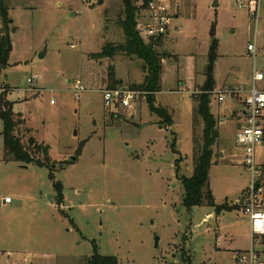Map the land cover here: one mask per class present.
<instances>
[{"label":"rangeland","instance_id":"obj_1","mask_svg":"<svg viewBox=\"0 0 264 264\" xmlns=\"http://www.w3.org/2000/svg\"><path fill=\"white\" fill-rule=\"evenodd\" d=\"M247 1H181L155 49L164 59L153 107L166 109L168 125L146 101L115 113L103 107L109 67L116 86L128 90L139 91L130 88L145 76L136 58L90 57L106 43L123 44L121 0H0L8 15L6 24L0 17V38L11 44L0 88L23 119L16 135L47 147L49 158L47 167L5 162L0 136V201H12L0 203V264H84L94 252L118 264H236L251 245L264 261V237L252 241L240 208L250 174L235 145L241 122L232 113L241 107L227 94L237 92L242 102L253 69L264 76V0H256L257 20ZM213 39L214 93H224L221 103L210 97L215 206L188 210L181 178L193 174V140L202 144L193 96L206 82ZM76 81L84 89L78 98ZM255 160L264 169V137ZM222 206L230 210L216 215Z\"/></svg>","mask_w":264,"mask_h":264},{"label":"trees","instance_id":"obj_2","mask_svg":"<svg viewBox=\"0 0 264 264\" xmlns=\"http://www.w3.org/2000/svg\"><path fill=\"white\" fill-rule=\"evenodd\" d=\"M121 3L124 18L119 21V26L123 33V44L114 46L106 43L99 53L92 54L90 57L103 60L112 59L115 55L122 54L141 61L142 71L145 73L144 80L138 87L133 86L130 89L144 92L149 110L161 117L169 125L171 116L166 112V109L153 107L155 95L160 91L161 62L164 59V54L158 53L153 47L146 45L138 34L136 19L142 8L141 5L137 7L134 5L138 3V0H121ZM7 16V8L0 2V17L3 19L4 24L8 23ZM211 36H214L213 28ZM157 45H160V40L157 42ZM10 51L11 44L9 37L2 36L0 38V70L5 68ZM216 58V41L213 39L208 54L209 64L207 66L206 82L199 89V92L193 96L196 103L194 111L195 119L201 120L203 123L202 144L199 146L197 140H193V174L189 178H181L183 188L182 205L188 210L193 207L203 206L204 204L210 207L215 206L209 187V170L212 166L214 155L212 152L214 143L212 136L216 125L215 119L210 112V97L215 87L211 72ZM106 82L109 89L118 87L116 85L119 81L115 79L113 67L108 68ZM5 93L0 88V121L2 125L0 136L3 139L4 161H14L24 165L33 163L38 166L47 167L49 164L48 148L38 145L32 137L27 140V145H24L16 135L18 127L23 123V119L13 112V102L7 100ZM41 152L44 156L42 160L39 157V153ZM49 177L53 181L54 176L51 171H49ZM54 188L57 192V202L60 203L62 201L61 185L57 183ZM229 210L227 206L215 208L216 215L222 211ZM84 264H118V262L114 257L101 256L94 252ZM179 264L191 263L187 261Z\"/></svg>","mask_w":264,"mask_h":264},{"label":"built area","instance_id":"obj_3","mask_svg":"<svg viewBox=\"0 0 264 264\" xmlns=\"http://www.w3.org/2000/svg\"><path fill=\"white\" fill-rule=\"evenodd\" d=\"M182 0H138V6H142L136 19V29L142 41L156 49L157 42L167 37L171 21L177 17V10ZM242 3V0H237ZM241 5H239L240 7ZM248 11L258 19V4L256 0L247 1ZM248 51L253 52L254 46L248 45ZM252 84L243 100L244 125L235 135V145L241 154L240 163L250 174V183L240 200V208L244 215L249 218L250 235L252 241L256 237L264 236V169L256 164L255 148L262 145L264 137V88L257 89V84L264 81L261 72L253 69ZM30 81H28L29 83ZM84 91L79 81H76L73 89L74 97L78 98ZM214 93V92H213ZM103 107L107 113H115L118 110H131L134 105L146 101V94L142 91H134L117 87L101 91ZM216 100L223 102L224 93L218 92ZM233 98H238V93L231 91L227 93ZM53 102L50 101V104ZM5 198L0 203H10ZM236 264H264L253 245L235 257ZM25 264H28L25 262Z\"/></svg>","mask_w":264,"mask_h":264},{"label":"crops","instance_id":"obj_4","mask_svg":"<svg viewBox=\"0 0 264 264\" xmlns=\"http://www.w3.org/2000/svg\"><path fill=\"white\" fill-rule=\"evenodd\" d=\"M177 17H175V19H176ZM176 30V29H175ZM214 91H215V87H214ZM247 92H248V90L245 92V94H247ZM238 103H239V107H241L239 110L237 109V110H235V111H233V113H232V115H234V114H236V115H234L233 117L235 118V119H237V121H240L241 122V126H239V128L237 129V131H236V133L243 127V125H244V113H245V110H244V105H243V101L242 102H240L241 100H240V98H236L235 99ZM237 103V104H238ZM214 117V116H213ZM232 117V116H231ZM221 155V154H220ZM224 155H225V152L223 151V157L222 158H224ZM12 203V201L10 202V203H7V205H9V204H11ZM264 237V236H263Z\"/></svg>","mask_w":264,"mask_h":264},{"label":"water","instance_id":"obj_5","mask_svg":"<svg viewBox=\"0 0 264 264\" xmlns=\"http://www.w3.org/2000/svg\"><path fill=\"white\" fill-rule=\"evenodd\" d=\"M217 135V133L216 132H213V137H215ZM157 241V240H156Z\"/></svg>","mask_w":264,"mask_h":264}]
</instances>
